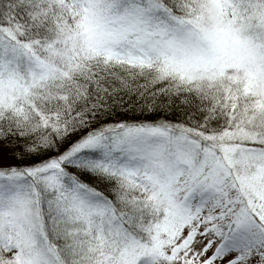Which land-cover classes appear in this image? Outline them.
<instances>
[{
	"label": "snow or ice",
	"instance_id": "6c2138e0",
	"mask_svg": "<svg viewBox=\"0 0 264 264\" xmlns=\"http://www.w3.org/2000/svg\"><path fill=\"white\" fill-rule=\"evenodd\" d=\"M0 264H264V0H0Z\"/></svg>",
	"mask_w": 264,
	"mask_h": 264
}]
</instances>
